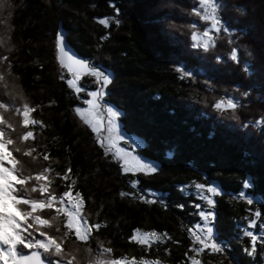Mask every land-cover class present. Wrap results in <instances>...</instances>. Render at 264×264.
Masks as SVG:
<instances>
[{
	"label": "trees",
	"instance_id": "16d2710c",
	"mask_svg": "<svg viewBox=\"0 0 264 264\" xmlns=\"http://www.w3.org/2000/svg\"><path fill=\"white\" fill-rule=\"evenodd\" d=\"M185 1L188 16L177 14L171 0H15L11 39L17 49L9 55L11 71L37 108L34 118L45 125L30 129L36 139L25 142L37 149L33 155L39 154L30 171L50 167L45 173L52 181L48 187L58 196L65 190L81 193V216L88 225V239L83 241L68 225L69 210L59 201L57 211L34 213L50 220L57 217L50 226L33 225L31 236L25 234L33 242L44 232L47 243L60 244V254L55 245L40 248L52 264H69L72 258L64 253L73 244L81 264H111L120 257L188 264L189 256L204 264H263L264 242L252 247L245 229H250L256 209L264 213V0H214V21L205 14L202 0ZM178 17L190 25V34L175 31L172 18ZM97 18H108L109 26ZM197 31L210 32L209 47L193 44ZM57 33L65 34L81 56L110 76L102 101L121 112L123 134L141 143L139 153L157 167L156 173H123L121 161L105 154L96 134L77 116L75 107L83 105L80 96H88L72 92L60 79ZM105 36L109 38L102 40ZM179 68L189 71L188 76ZM64 75L71 78L66 70ZM83 86L99 87L91 76H84ZM219 101L224 104L217 108ZM230 101L237 105L239 120L233 119ZM8 102L13 111L22 106ZM45 151L49 161L43 158ZM133 180H139L136 187ZM247 180L251 187L244 189ZM27 183L39 187L45 182ZM195 183L222 189L213 207L218 251H190L199 247L188 231L202 221L197 205L207 207ZM241 190L247 194L242 199ZM121 191L133 195L121 197ZM17 194L49 201V195L39 192ZM141 196L156 203H146ZM262 222L264 218L257 221L258 229ZM96 223L101 224L99 230L92 228ZM135 229L155 231L160 239L138 244L130 240ZM20 251L31 249L20 246Z\"/></svg>",
	"mask_w": 264,
	"mask_h": 264
},
{
	"label": "snow or ice",
	"instance_id": "6c2138e0",
	"mask_svg": "<svg viewBox=\"0 0 264 264\" xmlns=\"http://www.w3.org/2000/svg\"><path fill=\"white\" fill-rule=\"evenodd\" d=\"M111 6L115 9V12L117 16L119 15V8L115 6V4H111ZM99 23L104 25L105 27L109 26V20L108 18L100 19ZM117 24L120 23L119 19L116 21ZM109 37H101L102 40H107ZM236 59H238V50L236 54ZM55 59L58 62L59 68L61 70L60 79L64 81L68 87V89L72 90V92L76 94H80L83 91V88L78 84V81H80L81 77L84 75L93 76L96 78V82L99 85V87L96 90L88 91L87 96L89 98L83 100V104L87 107H75L74 111L77 114V116L80 118V120L91 129V132L96 134V141L99 143L100 147L103 148L105 154L111 153L112 157L114 159H118L121 161V169L122 172L125 174L128 173H156L158 171L157 167H155L151 163H145L144 160L141 158L140 155L136 154L134 151H129L125 147H120L119 142L125 141V137L120 134V127L117 124V118L121 116V112L117 111L114 107H107V127L106 132L107 136L102 135V119H101V104L100 100L102 97L106 95L105 90L107 87L112 83V79L109 75L105 74V72L97 67L93 66L90 61L78 58L76 55L71 53L67 50V44H66V37L60 33L56 34L55 38ZM219 59V58H218ZM9 60V57L6 58V62ZM64 70L67 71V73L70 75L71 78H66L64 75ZM178 71L183 72L185 76H188L187 74L189 71H186L183 68H179ZM193 75V73H191ZM224 104V101H219L216 103V107L220 108ZM37 108L35 106H32L30 103L27 106H21L19 109V115L21 117V120L24 124V135L23 140L24 142L28 141H35V133L34 131L30 130L34 128L35 126L45 127L43 121L35 119L33 116V113L36 112ZM260 123H264V118L261 119ZM0 127H4L3 124H0ZM0 137H2V133H0ZM107 140V143L105 142ZM127 144L128 141H125ZM9 150L10 145H8ZM114 149V151H113ZM37 151V149H35ZM12 157L19 159L17 155L12 152ZM26 158H30L27 155ZM43 158L45 161L50 160V155L45 151L43 154ZM0 164L3 165L5 169H7L9 172H11L18 180L21 179L20 176L17 174L16 169L13 167V165L8 160L0 161ZM47 172L50 173L52 169L50 167H46ZM71 172V169H68L63 179L67 180L68 173ZM40 173L38 172L37 175ZM39 181H44L45 183L41 184H51V179L49 178V175H43V177ZM28 181H25L27 183ZM76 182L73 180L72 184L74 185ZM139 184V180H133L132 186L136 187ZM17 183L13 182V188H18ZM70 187V185H69ZM195 189L197 190L198 195L200 198L204 201H206L208 209H212L215 206V199L214 197L217 195H220L222 193V189L219 188L218 185H214L213 183H208L207 185L204 183H195L194 184ZM251 184L247 180L243 184V188L247 189L250 188ZM18 192L13 191V196H15L17 199H26L20 195L17 194ZM44 195H49L51 197V200L53 201L52 206L50 207V210L57 211L59 208V203H56L57 201L61 203H67L69 201H72L74 204L78 202L79 198H81V193H73L70 190H65L61 195H57L56 193L52 192V189L50 187H47V190L44 192ZM133 195L132 193H126L121 191L120 196L125 197ZM247 196L246 192L241 190L238 193V197L242 199L243 197ZM140 199L144 200L146 203H156L155 200H148L145 197L141 196ZM248 205L253 204V200L248 199L247 201ZM180 207H183V205H179ZM198 208V214L199 217L204 221L209 218V215L212 213L211 210H203L200 208L199 205H197ZM76 213L69 211L68 212V225L71 227L74 223H77L75 220ZM264 218V213L261 212L260 209H256L253 213V218L249 220L250 228H254L257 225V221ZM86 218L83 216H79V221L83 222ZM199 224L195 226V230L189 229V233L191 235V238L193 240L194 245H199V247H192L190 249L191 252L200 254L203 251L201 249L205 250L207 248H211L214 251H218V246L215 243L207 244L205 239L202 236L201 229L198 227ZM101 227V224L96 223L92 226V228H95L96 230H99ZM261 229H264V222L260 224ZM21 235L18 237V241L15 244V250L19 251L20 255L23 257H29L33 253L35 256L40 257V253L32 252L31 254H24L23 252L18 249V246H22L23 248L32 249L36 246V243L34 244L31 240L25 238V234L28 236H31L29 232V228L25 227L23 224L20 228ZM206 233L209 239H214V231L213 227H208L206 229ZM39 236L43 237L47 234L44 232L38 233ZM78 235L80 236L81 240L86 241L88 239V236L86 234V230L78 232ZM166 235V234H165ZM245 236L250 238L251 245L254 247L253 242H257L258 240H261L264 242V236H258L253 231H250L248 229H245ZM160 236L155 232H141L140 229H135L133 235L130 237V240L133 242H136L141 245H147L150 244L153 240H159ZM171 239V237H169ZM40 241V240H37ZM47 242L43 241V244L40 245L44 249H48L46 247ZM0 262L2 264H9V257L7 254L6 248L4 249V254L0 255ZM40 264H43V261L40 260ZM111 264H161L159 260H141L137 261L135 257L131 259H127L125 257L115 258L112 259ZM188 264H201V261L196 259L193 256L188 257Z\"/></svg>",
	"mask_w": 264,
	"mask_h": 264
},
{
	"label": "clouds",
	"instance_id": "9594fccd",
	"mask_svg": "<svg viewBox=\"0 0 264 264\" xmlns=\"http://www.w3.org/2000/svg\"><path fill=\"white\" fill-rule=\"evenodd\" d=\"M16 7L15 0H0V52L3 53L0 55V96L6 98L0 99V124L4 125V129H0V133H2V137H0V161L8 160L16 171L21 173V179L18 180L0 164V255L4 254L6 248L9 264H39V257L35 256L34 253L29 257H23L19 251L15 250V244L21 235L20 228L22 224H27L28 228H32L33 225L45 227L50 226L53 221H57L56 216H53L50 220L40 215H34L38 210L42 211L52 206L51 197L46 203L44 200L33 198L30 195L26 199H17L13 196V191L19 193L21 190L29 194L39 192L43 195L48 187L45 184H40L39 187L36 185L29 187L28 183H25V181L32 179L39 181L47 172V169L39 172V175L30 171V163L36 161L39 154L33 155L36 152L35 148L25 144L22 138L24 124L21 119H17L20 107H16L13 111L12 104L8 102L9 100L19 101L22 106L29 104L25 92L11 71V62L9 60L6 62V58L17 49L16 44L11 39L14 31V25L12 24L13 11ZM229 103L233 109V119L239 120L234 112L237 105L232 104L231 101ZM8 128H11L12 132L6 131ZM8 145H10L11 151ZM12 152L18 153L20 158L17 160L12 157ZM26 155L31 158L30 161L24 159ZM13 182L21 187L14 189ZM28 220H31L32 223H27ZM36 231L39 232L40 228H37ZM42 244L43 241H36V245L40 246ZM53 245H55L56 254H60L61 246L55 240H49L46 247L49 249ZM249 254L251 255V253ZM64 255L66 259L72 258L70 264H72V261H74V264H81L80 259L75 256L74 244L69 246V250Z\"/></svg>",
	"mask_w": 264,
	"mask_h": 264
},
{
	"label": "rangeland",
	"instance_id": "374dc122",
	"mask_svg": "<svg viewBox=\"0 0 264 264\" xmlns=\"http://www.w3.org/2000/svg\"><path fill=\"white\" fill-rule=\"evenodd\" d=\"M171 2H172L171 5H173V6L175 5L176 6V8H177V11H176L177 14H181L182 16H188L189 7L186 6V1L185 0H171ZM202 2H203L202 7H203V9L206 12L205 14L208 16V19H213L211 21H214V18H216V16H215V8H214L215 6L213 4L214 0H202ZM170 8H171V10H173L172 7H170ZM176 12H174V13H176ZM183 18L186 21L187 18L186 17H183ZM172 23H174L173 26L176 25L175 31L181 32V33H184L186 31V33L188 32V34H190V30H191L190 25L187 24V23H185L181 18H179V17L176 18V19H173L172 18ZM208 29L210 30L211 27H208ZM212 29H214V28H212ZM208 34H209V36H208ZM192 39H193V44L196 47L204 46L205 48H207V47H209V45H208L207 42L208 41L210 42L212 40V35H210V32H207V33H204L203 34V33L197 31V33L193 34ZM93 66H97V65L94 64ZM97 67H99V66H97ZM87 76H89V75H87ZM91 77H93V76H91ZM93 78H95V77H93ZM83 81H84V76H82L81 79H80V81H78V84L83 88V91L81 93H83V92H86L87 93L88 91H92V90H89V89H87L86 87L83 86ZM80 98L82 100H84V99H87L89 97L84 98V97H81L80 96ZM102 98L100 100V104H101L100 111H101V119H102V135L106 137L107 136L106 127H107V107H108V104L106 102H103L102 101ZM102 103H104V105H102ZM82 107H87V106L83 104ZM116 122H117V124L120 127V134L125 137V141H128L127 144L125 143V141H120L119 142V146L120 147H125L127 150L134 151L136 154L140 155L139 149L141 148V143L138 142V141H132L130 138H128L126 135L123 134L122 125H121V122H120V117L117 118V121ZM105 142L107 143V140H105ZM113 151H114V149H113ZM140 156L144 160L145 163H150L142 155H140ZM135 174H138V173H135ZM196 192H197V190H196ZM199 198H200V196H199ZM63 207H64L65 210L67 209V210H69V211L74 212V213L77 214L76 217H75V220L77 221V223H74L73 226H72L75 229L76 233L78 234V232H81V231L86 230V234L88 236V229H87L88 228V225H87V223L85 221H83V222H80L79 221V216H81V210H80L81 209V205H80V203L77 202V203L74 204L72 201H69L66 204L65 203H62V208ZM204 210H206V211L207 210H211L212 213L209 215V218L207 220H204V221L202 220L201 223L198 225V227L201 229L202 236L205 239V241H206L207 244L210 245L212 243H215L218 246V244H217L218 242H217L216 238L214 237V239H209L208 236H207V233H206V229L208 227H213V231H214V225H213V222H214L213 212H214V210H213V208L212 209H208V206L205 207ZM248 226L250 227L249 222H248ZM258 226L259 225H256V227L250 228L249 230L250 231H253L258 236H264V229H261V228L258 229L257 228ZM256 228H257V230L255 231ZM37 240L46 241L45 238L41 237V238H36L33 241V243L35 244ZM153 241H156V240H153ZM257 242L258 243H262L261 240H258ZM257 242H253L254 246H255V244ZM40 248H41V246L36 245L35 247H33L31 249L30 252L40 251V252L43 253V251ZM18 249H19V247H18ZM201 251H203V249H201ZM262 257H263L262 260H263V264H264V255H262ZM0 264H2V262H0ZM62 264H65V263H62ZM201 264H204V263L201 261Z\"/></svg>",
	"mask_w": 264,
	"mask_h": 264
},
{
	"label": "water",
	"instance_id": "95a60500",
	"mask_svg": "<svg viewBox=\"0 0 264 264\" xmlns=\"http://www.w3.org/2000/svg\"><path fill=\"white\" fill-rule=\"evenodd\" d=\"M97 20L99 21L100 19L97 18ZM62 35L65 36V34H62ZM65 37H66V36H65ZM66 44H67V50H68V51H70L71 53H73L74 55H76L78 58L86 59L85 57H83V56H81V55L79 54V52L76 50V48H75L74 46H72V44H70V43L68 42L67 38H66ZM86 60H88V59H86ZM88 61H90V63H91L92 65H94V63L92 62V60H88ZM84 76H87V75H84ZM33 252L40 253L39 264H40V260L43 261V264H51L49 261L46 260V258L44 257V255H43L42 252H40V251H33ZM31 253H32V252H30V253H26V254H31Z\"/></svg>",
	"mask_w": 264,
	"mask_h": 264
},
{
	"label": "bare ground",
	"instance_id": "6f19581e",
	"mask_svg": "<svg viewBox=\"0 0 264 264\" xmlns=\"http://www.w3.org/2000/svg\"><path fill=\"white\" fill-rule=\"evenodd\" d=\"M19 247V249H20V246H18Z\"/></svg>",
	"mask_w": 264,
	"mask_h": 264
}]
</instances>
